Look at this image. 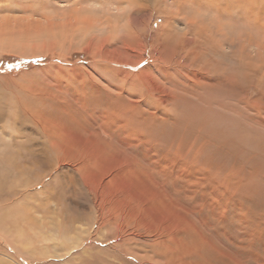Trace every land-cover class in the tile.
<instances>
[{
	"label": "rangeland",
	"instance_id": "rangeland-1",
	"mask_svg": "<svg viewBox=\"0 0 264 264\" xmlns=\"http://www.w3.org/2000/svg\"><path fill=\"white\" fill-rule=\"evenodd\" d=\"M263 19L264 0H0V264H264V172L163 130L197 102L178 61Z\"/></svg>",
	"mask_w": 264,
	"mask_h": 264
},
{
	"label": "bare ground",
	"instance_id": "bare-ground-1",
	"mask_svg": "<svg viewBox=\"0 0 264 264\" xmlns=\"http://www.w3.org/2000/svg\"><path fill=\"white\" fill-rule=\"evenodd\" d=\"M172 17L173 16L170 18ZM257 19L258 16H255V20L258 22ZM135 20H140V16L136 14ZM165 21H168V19H165ZM189 24L194 26L193 23ZM258 26L261 31H264V24ZM262 35L263 34H261V39L259 40H251V38L249 40L247 37V39L237 47H235L233 43L228 42L230 54H225L227 49L224 51V46L222 43H219L217 46L218 51L214 52L216 54L207 55L209 57L205 58L199 65L191 61H189L190 64H185L181 62V60L178 61L177 64L181 66L182 70L188 71L195 77H201V82H197L194 85L195 87L192 85L193 89L189 87L191 89H187L186 91L187 94L194 96L197 102L192 101L190 104L193 106H190L186 101L187 109L190 107L186 113H184L183 116L178 115L171 123V127H163V130H167L166 132L169 136L173 135L172 132L174 133L175 131H180L182 135L184 134L183 136L186 139L189 137L188 135L194 136L197 142H202V148L203 143L206 145L205 149H207L208 154H214L216 156L219 154L220 156H225V158L231 157L238 161L237 163L239 164L251 162L252 165L247 164L250 166V181H255L256 178H258L257 180L259 181V177L264 172V35ZM217 40L219 41V39ZM213 41L215 42V40ZM235 43L236 41L234 44ZM234 49L236 51H234ZM140 62H142V60H138L136 63L139 64ZM115 63L117 64V62ZM123 66L134 67L135 65L125 63ZM122 73L127 75V72L123 70ZM179 73H181V71ZM186 83H188V81ZM255 88L258 94L256 97L251 98L250 94L252 89ZM252 186L250 185L251 194L257 195V189H261L262 194L260 195L264 197V184L261 187L256 182L252 183ZM259 202L264 206V202ZM18 238L26 239L23 234H19ZM27 243V240L21 243L22 245L20 248L23 251L21 253L31 258L33 256L32 250L30 251L28 249L29 246ZM66 243L67 246H69V241H62V244ZM1 255L15 260L13 254L12 256L5 254Z\"/></svg>",
	"mask_w": 264,
	"mask_h": 264
}]
</instances>
